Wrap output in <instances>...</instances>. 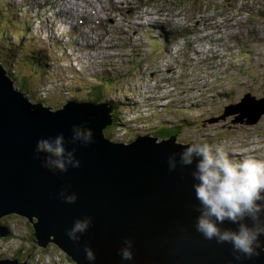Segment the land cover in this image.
<instances>
[{
	"label": "rangeland",
	"instance_id": "obj_1",
	"mask_svg": "<svg viewBox=\"0 0 264 264\" xmlns=\"http://www.w3.org/2000/svg\"><path fill=\"white\" fill-rule=\"evenodd\" d=\"M61 1L65 5L69 2ZM89 1L99 2L103 12L104 8L113 5L105 11L111 24L103 23L96 34L89 35L88 32L91 29L88 28L87 22H80L84 24L82 28L83 34L86 35L84 39L94 37L92 38L94 42L96 37L103 38L105 25L116 35V40L107 38V41L123 40V42L133 43L140 39V36L130 29L131 25L129 30L124 29L125 31L122 28L116 29L114 26L120 24L121 20L113 11L116 6L127 3L126 1ZM164 1L151 0L149 7L159 9L160 6L161 11H180L184 15L183 21L186 22L190 18L188 17L190 13L187 11L192 12L191 5L196 4V0H168L170 5ZM256 1L261 3L262 0ZM230 2L226 5L227 0H204L201 5L203 11L198 13L202 19L195 23H203L205 26L210 16L218 15V18H224V15L220 17V14L227 16L224 22L234 23L232 27L234 36L230 40L234 56L229 59V63L221 61L223 53L219 59L214 56L202 57L198 50L199 44L198 47L191 48L194 58H190L189 53L182 51L177 45L176 36L168 32L169 28H177L178 23H182L181 17H178L171 20L176 23H167L166 27L153 21H151L152 24H146L145 21L148 20L143 21V29L154 31L153 34L156 36L154 41L147 33L141 34L144 36V41L149 44V47L145 46L150 48L151 55L135 59L136 53L133 49L138 43L129 45L128 54L133 60L125 56L126 51H120L114 55L105 53V55L100 50L95 55L87 57L88 70L81 75L76 72L79 65L76 61V51L81 44L79 46L76 42L82 35V31L79 30L74 34L72 32L71 37L68 36L70 38L62 36L64 26L62 22L54 18L60 15V6L56 0H0V63L3 65L6 76L10 75L8 72L11 73L9 79L14 89L25 90L30 103H39L44 108L62 107L70 100L92 101L96 96L105 100L128 98L132 95L131 100L134 105L131 109L109 112L110 123H112L111 114L116 112L119 114L117 127L120 128H112L109 132L118 135V137L115 135L114 138H109L112 142L128 144L132 142L128 134L156 136L161 129H178L173 133L177 135V142L221 145L235 159L253 156L264 160V113L255 124L247 125L246 116H243L241 121H236V116L240 113L234 109L246 95L259 100L264 99V18L258 15L254 17L258 11L255 2L252 9L249 6L250 0H237V6ZM177 4L179 6L172 8ZM149 12L150 10L146 8L140 15L145 17ZM161 16L163 17L164 13H161ZM192 16H195V11L191 14ZM132 20L137 21L136 18ZM72 21L73 18H70L68 23ZM128 33L133 34L129 39ZM242 35L244 38L241 44L248 43V47L240 49L243 54L238 58L235 51L239 48ZM222 37L224 36L219 35L211 39L215 48L219 49L218 45ZM85 45L90 44L84 42L83 46ZM114 45L116 44L105 45V47L110 48ZM87 51L92 53L89 47L85 50L86 53ZM35 54H39V57ZM154 60L157 65L155 64L153 68H156L157 73L169 72L173 76H185L181 82L177 79L176 88L163 96L154 90L148 94L157 76L154 77L151 72L139 73L141 68ZM84 61L81 68H86ZM102 63H108L106 68H121L122 71L117 75L115 73V75H102L100 71H94V68L100 67ZM112 63L113 65L110 66ZM196 73L200 75L197 86ZM100 80L104 82L102 88L99 85ZM164 97L167 99L165 100ZM168 101L173 102L167 104ZM224 114L227 115L222 117ZM130 117L144 118L140 122L142 125L140 131L132 130L127 133L123 129V126L127 128L131 125L127 121ZM158 124L159 126L154 127L155 133L154 130L150 132V128ZM121 136L126 138L121 139ZM0 225L6 227L9 231L7 232L11 234L0 237V254H3L1 258L6 256L7 260H17L21 264L23 262L25 264H75L52 242L48 243L46 249H42L33 242L32 225L24 217L15 214L4 216L0 219ZM18 249L28 252L29 258L27 259V256L19 260L20 255L14 253Z\"/></svg>",
	"mask_w": 264,
	"mask_h": 264
},
{
	"label": "water",
	"instance_id": "obj_2",
	"mask_svg": "<svg viewBox=\"0 0 264 264\" xmlns=\"http://www.w3.org/2000/svg\"><path fill=\"white\" fill-rule=\"evenodd\" d=\"M2 67L0 219L11 214L24 217L32 225L33 242L42 249L52 242L75 264H264V250L258 257L237 261L230 244H217L196 232L199 213L194 209L199 202L191 176L195 162L183 167L178 163L173 171L167 164L169 155L177 153L178 161V154L189 144L178 143L176 134L164 139L140 136L128 144L104 136L111 124L109 112L114 111L108 103L118 105V111L123 106L121 110H128L134 105L131 99L129 103L126 97L71 101L44 108L30 103L27 92L14 89ZM244 101H251L258 113L243 114ZM234 109L240 113L236 121L246 116V124L253 125L264 113V99L246 95ZM78 124L93 131L88 145L66 144L69 150L75 148L80 167L53 172L41 166L44 154L33 159L38 140L63 133L67 141L72 126ZM62 191L75 194L76 201L66 203ZM86 217L91 218L90 227L73 242L68 230ZM220 227L235 229L236 225L226 221ZM7 231L0 225V237L10 236ZM125 238L133 241L132 260L119 255ZM260 240L264 242V236ZM85 245L93 250L94 261L85 258ZM0 264L21 263L0 260Z\"/></svg>",
	"mask_w": 264,
	"mask_h": 264
},
{
	"label": "clouds",
	"instance_id": "obj_3",
	"mask_svg": "<svg viewBox=\"0 0 264 264\" xmlns=\"http://www.w3.org/2000/svg\"><path fill=\"white\" fill-rule=\"evenodd\" d=\"M77 42L83 41L78 39ZM81 50L82 46L78 51L81 53ZM79 56L76 54V61L80 65ZM80 73L84 75L83 72ZM71 101L74 102L70 100L63 105ZM111 126L112 124L107 128ZM104 136L114 138L115 134L109 133V136L105 134ZM140 136L142 135L131 134L129 140L134 141ZM153 137L160 138L158 135ZM92 142V129L84 124L73 125L71 137L67 141L63 133L38 140L33 159H40V154H44L42 167L53 172H67L69 168L80 167V161L75 158V148L69 150L66 144L88 145ZM182 144L189 145L183 147L178 154L179 160L177 161V153L174 152L168 156L167 164L169 171H173L178 163L183 167L191 166L195 162L191 176L195 181L193 183L195 198L199 202L194 209L199 213L194 225L196 232L206 240L215 239L217 244H230L233 257L237 261L260 256L261 250H264V242L260 240V237L264 236V160L253 156L235 159L221 145L213 146L202 142ZM60 197L69 204L77 199L75 194L66 195L64 191L60 193ZM226 221L236 225V228H221L220 225ZM90 225V217L77 219L67 232L68 238L78 242L80 234H83ZM132 248L133 241L125 238L123 247L119 250L122 260L134 258ZM84 253L88 261L96 259L93 250L87 245L84 246ZM0 260H7V257L3 256Z\"/></svg>",
	"mask_w": 264,
	"mask_h": 264
},
{
	"label": "trees",
	"instance_id": "obj_4",
	"mask_svg": "<svg viewBox=\"0 0 264 264\" xmlns=\"http://www.w3.org/2000/svg\"><path fill=\"white\" fill-rule=\"evenodd\" d=\"M37 57H39V54H35ZM139 56H136L135 57V59L136 58H138ZM140 58V57H139ZM34 59H38V58H36V57H34ZM35 61H37V60H35ZM8 74H10L9 76H7L8 78L11 76V73L10 72H8ZM101 84H103V85H101ZM99 85H100V87L102 88L103 86H104V82L103 81H101L100 80V83H99ZM23 88H25V86L23 87ZM19 91H25V90H23V89H18ZM27 91H29V92H31L30 90H27ZM32 94V93H31ZM37 100H38V97H37ZM37 100H35V101H37ZM100 100H102V97L100 98V96H98L96 99H92V101H95V102H97V101H100ZM92 101H86V103H92ZM108 105H109V107L110 108H112V109H114V111H116L117 110V106L118 105H114V104H112V103H108ZM118 111V110H117ZM117 116H119V114H118V112H116V113H112L111 114V120H112V126L110 127V128H106L105 130H104V134L106 135V136H109V131L112 129V128H114V127H117ZM174 130H177L178 131V129H161V130H159L160 132H157V134L156 135H158L160 138H168V137H170V135H172L173 133H175V131ZM107 138H109V137H107ZM16 253L18 254V255H20L19 256V260H21V258H26L27 256H28V252L26 253V252H23V250H20V251H16ZM37 255H38V253H37Z\"/></svg>",
	"mask_w": 264,
	"mask_h": 264
},
{
	"label": "bare ground",
	"instance_id": "obj_5",
	"mask_svg": "<svg viewBox=\"0 0 264 264\" xmlns=\"http://www.w3.org/2000/svg\"><path fill=\"white\" fill-rule=\"evenodd\" d=\"M55 1V0H54ZM21 3H23V1L21 2ZM60 6V5H59ZM42 9V8H41ZM40 9V10H41ZM145 23L146 24H152L151 23V21L150 20H148V21H145ZM198 31H200L199 29H197V28H195V32H198ZM210 42V41H209ZM221 50H223V49H221ZM1 64V63H0ZM2 65V64H1ZM3 66V65H2ZM230 74V73H229ZM230 77V76H229ZM221 82V81H220ZM219 82V83H220ZM218 83V82H217ZM66 95V94H65ZM152 95V94H151ZM103 100V99H102ZM217 106V105H216ZM242 113L243 114H246V115H248V116H254L256 113H258V110L254 107V105L252 104V102L251 101H244V106H242ZM197 127V126H196ZM195 128V127H194ZM144 136H147V137H153V135H144ZM155 136V135H154ZM238 141V140H237ZM241 141V140H240ZM258 143V142H257ZM260 143V142H259ZM238 144V143H237ZM244 144H246V143H244ZM228 146V145H227ZM257 146V145H256ZM255 146V147H256ZM257 149V148H256ZM243 151V150H242ZM262 155V154H261ZM1 226H3V225H1ZM16 259V258H15Z\"/></svg>",
	"mask_w": 264,
	"mask_h": 264
},
{
	"label": "built area",
	"instance_id": "obj_6",
	"mask_svg": "<svg viewBox=\"0 0 264 264\" xmlns=\"http://www.w3.org/2000/svg\"><path fill=\"white\" fill-rule=\"evenodd\" d=\"M120 127H117L116 129H119ZM116 135V134H115ZM118 137V135H116ZM126 137L121 136V139H124Z\"/></svg>",
	"mask_w": 264,
	"mask_h": 264
}]
</instances>
